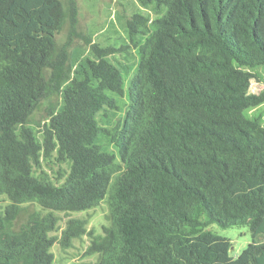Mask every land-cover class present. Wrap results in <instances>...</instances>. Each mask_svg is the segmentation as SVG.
Wrapping results in <instances>:
<instances>
[{"label": "trees", "instance_id": "16d2710c", "mask_svg": "<svg viewBox=\"0 0 264 264\" xmlns=\"http://www.w3.org/2000/svg\"><path fill=\"white\" fill-rule=\"evenodd\" d=\"M137 2L148 12L126 19L124 43L101 44L75 32V0H0V264H53L55 243L86 232L69 220L55 236V213L102 201L94 264H264V125L251 116L264 104L252 91L264 0ZM72 36L88 57L71 61ZM43 162L65 171L51 179ZM212 224L246 227L251 242L232 257Z\"/></svg>", "mask_w": 264, "mask_h": 264}, {"label": "rangeland", "instance_id": "374dc122", "mask_svg": "<svg viewBox=\"0 0 264 264\" xmlns=\"http://www.w3.org/2000/svg\"><path fill=\"white\" fill-rule=\"evenodd\" d=\"M64 4L68 0H61ZM77 16L75 24V32L79 35L90 37L92 42L108 44L125 41L124 22L131 14L137 11L147 13L148 11L140 7L137 0H75ZM67 9V7H66ZM151 18L154 16L151 14ZM70 32V22L67 18L61 31L56 36L58 47L65 46L68 42ZM70 53L71 61H79L88 57L89 47L84 39L80 36H72L67 47ZM264 88V84H254L253 92H258ZM56 97L51 99L54 102ZM50 101H42L30 118V126L37 132L41 130L47 119V108ZM261 111L262 122L264 125V104L256 109L251 116L254 117ZM110 119V118H109ZM116 117L113 118V120ZM42 171L46 172L51 179L57 178V171L64 172L65 169H59L57 166L43 162ZM54 181V180H53ZM10 204L6 197L0 196V209H4ZM36 209H39L36 207ZM32 211V208L21 212L19 219L16 222L17 227L26 221L27 214ZM108 206L105 201H102L98 206L89 210L77 213H55L58 218V231L54 232L55 236H59L64 230L66 223L69 220L85 221L86 232L79 238L73 239L65 247L59 242L55 243L51 252L54 256L53 264H94L98 260L97 254L88 255V247L95 237L103 233V227L109 226ZM211 232L229 239L231 241L230 255L237 257L242 250L251 242V235L246 227H233L222 229L214 224L208 228Z\"/></svg>", "mask_w": 264, "mask_h": 264}]
</instances>
